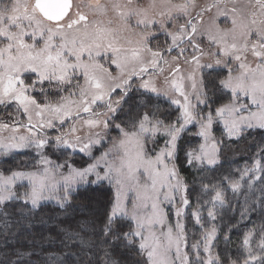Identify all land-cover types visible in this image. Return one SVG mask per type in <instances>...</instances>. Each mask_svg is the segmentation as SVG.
<instances>
[{
  "label": "snow or ice",
  "instance_id": "6c2138e0",
  "mask_svg": "<svg viewBox=\"0 0 264 264\" xmlns=\"http://www.w3.org/2000/svg\"><path fill=\"white\" fill-rule=\"evenodd\" d=\"M229 2L231 8L224 0H216L193 17L192 11L199 7L196 0L180 3L147 0L146 4L141 0H104L103 3L89 0L83 7L77 0H0V105L15 103L17 110L27 116V123L13 121V131L18 132L23 127L27 135H13L6 142L0 139V151L4 153L31 147L43 149L48 143L42 138L43 129L54 128V121L62 126L66 118L79 119L81 113L95 117L84 121L90 129H107L111 116L127 97L133 78H142L149 69L163 73L162 64L168 65V71L173 74L181 71V59L197 69L219 67L218 77L223 73L222 78H209L207 82L203 75L198 82L195 74L189 77L197 102L209 107L206 115L199 119L194 115V106L183 86L174 80L173 91L184 100L183 104L178 99L172 101L182 108L175 121L165 124L155 112H143L132 121L131 130L116 124L121 136L100 160L83 170L70 169L67 175L57 171L63 165H54L43 155L39 161L42 170H17L7 176L0 173V204L14 199L23 201L21 223L31 227L35 222L32 214L41 207L42 201L55 199L63 208L77 184L108 181L115 191L104 213L101 243L123 239L125 247H135L138 254L146 256L145 264H191L190 252L196 264H264V233L254 250V229L243 238L245 256L239 262L227 251L223 255L213 252L218 238L214 224L203 232L200 240L189 245L185 224L181 221L190 205L187 186L179 177L176 165L170 166L168 162L175 158L180 133L187 125L198 122L199 135L206 142L209 139L213 142L210 146L200 145L198 153L196 150L187 152V161L189 164L194 160L206 161L208 165L218 163L217 142L210 132L213 110L208 104L206 88L230 92L229 102L214 109L229 137L238 136L245 128L264 129V0H245L242 5L240 0ZM222 3L223 11L220 10ZM84 7L88 11H84ZM213 8L217 9V14L205 25L204 16ZM220 16L230 17V26L221 27ZM181 18L183 23H179ZM159 33L171 39L166 48L150 45ZM204 38L208 42L207 50L201 46ZM185 44L187 47L181 46ZM173 51L177 54L170 64L164 52ZM146 56L150 57L147 62ZM205 56L216 57L214 64L201 65ZM113 65L118 70L116 75L110 70ZM81 78L83 85L79 83ZM45 83L55 84L59 90L71 86L75 91L69 96L78 95L79 100L61 97L62 103L41 104L30 93H44ZM139 87L159 94L151 80H142ZM117 89L122 90V95L113 101L111 97ZM202 96L205 98L201 99ZM93 105L103 106L106 111L93 113ZM33 112L41 118L48 114L49 118L33 124ZM9 127L7 123H0V130ZM71 131L74 133L76 128L73 126ZM157 134L168 137L159 152L150 147V142L155 144ZM95 135L99 137L101 133ZM76 139L77 143H70L62 136L55 137L58 145L72 148L78 146L79 137ZM98 143L99 139L90 140L80 151ZM101 162L103 175L96 171ZM261 171L264 167L256 161L253 168L244 170L241 179L249 172ZM93 172L96 179L88 181L87 176ZM229 186L236 192L241 184L229 181ZM17 188H23V192L18 194ZM204 189L214 192L207 202L212 205L207 216L209 221H215L216 206L224 205V194L215 185L211 189L205 185ZM177 199L180 206L174 208L176 221L172 223L163 206L175 205ZM248 211L245 209L242 215ZM192 215L195 223L204 228L200 209ZM124 219L133 221L135 228L120 232L118 222ZM224 240L227 242L229 236L225 235ZM80 243L85 244L82 238ZM201 250L207 254L206 259L201 257Z\"/></svg>",
  "mask_w": 264,
  "mask_h": 264
},
{
  "label": "trees",
  "instance_id": "16d2710c",
  "mask_svg": "<svg viewBox=\"0 0 264 264\" xmlns=\"http://www.w3.org/2000/svg\"><path fill=\"white\" fill-rule=\"evenodd\" d=\"M124 99L125 111L120 116L121 122L134 118L135 112L138 111L160 113L172 119L177 116L179 109L176 105L165 103L164 100L158 102L160 99L157 100L144 92ZM140 100H143L144 107L138 108ZM156 103H159L158 107L155 106ZM181 139L177 168L187 183L192 206L188 209L193 211L195 203L211 192L205 191V185L209 189L214 185L222 187L225 203L223 206H216L217 219L212 221L218 229L213 252L223 255L227 251L232 259L239 262L245 256L242 243L245 234L250 229L257 230L258 235L264 233V176L257 184L258 194L262 199L258 203L254 202L256 203L253 206L254 222L252 220L251 223L250 219L244 220L242 215L247 205L241 207V201L235 200L228 183L239 175L246 164L251 163L255 155L264 152V129H244L237 137L223 139L218 152V163L212 166L189 164L184 156L189 142L186 136ZM32 156L21 152L1 160L0 165L24 168L27 167L26 161L33 160ZM108 191L107 186L99 189L97 186H89L87 189H81L71 194L69 202L63 208L55 203L45 202L38 210H34L32 219L35 222L31 227L21 223L20 209L24 207L23 201L14 199L5 202L0 207V262L3 264H145V257L138 254L135 247H125L126 241L123 239L101 243L104 213L110 203V191ZM250 199L254 201L255 197L249 196L245 200L246 204L248 201L253 202ZM98 205L101 208L99 211L93 208H97ZM190 210L185 216L186 228L187 232H191L189 234L195 242L201 230ZM83 214L88 215V218ZM118 227L120 232L133 229L128 219L118 222ZM225 235L229 236L227 242L224 240ZM81 238L85 242L84 246L80 243ZM200 255L203 256L202 253ZM194 262L193 260V264H196Z\"/></svg>",
  "mask_w": 264,
  "mask_h": 264
},
{
  "label": "rangeland",
  "instance_id": "374dc122",
  "mask_svg": "<svg viewBox=\"0 0 264 264\" xmlns=\"http://www.w3.org/2000/svg\"><path fill=\"white\" fill-rule=\"evenodd\" d=\"M77 2H79L81 4V6L83 7L84 5H86L89 2V0H77ZM101 2L103 3L104 0H101ZM141 2L146 4L147 0H141ZM174 2L180 3V2H182V0H174ZM215 2H216V0H196V4L199 7H197L195 10L192 11V16L195 17L197 12H199L201 8L206 7L208 5H211ZM244 2H245V0H240L241 5ZM224 3L227 4L228 8L232 7V4L229 2V0H224ZM83 10L88 11V9L86 7H84ZM220 10L221 11L224 10V4L223 3L220 6ZM216 14H217V9H215V8H213L210 13H207L204 16L205 25H207L209 18L212 16H216ZM183 22H184L183 18H181L179 20V23H183ZM218 23L220 24L221 27L230 26V17L226 18L224 16H220ZM133 39H134V37H133ZM170 43H171L170 37H166L163 33H159L155 39L150 41L151 46H160L161 48H166L168 46V44H170ZM181 46L187 47L186 44L181 45ZM201 46L204 47L206 50L208 49V42H207L206 38H204ZM214 50L215 49L213 48L212 51H214ZM176 54H177L176 51L171 52V54L164 52V57L171 64L172 63V57L176 56ZM215 58L216 57L205 56L201 60V65H204L207 63H213L214 64ZM145 59L147 62V60H149L150 57L146 56ZM179 63H180L181 71L178 74L170 73L168 71V65L162 64L161 66L165 69V71L163 73H161L159 71V69H157L155 71L149 69V71L147 73L143 74L142 78L134 77L133 80L131 81V88L128 90L127 97H131V96L135 97V96H137V93L144 92L148 95L153 96L157 100L160 99V101H158V102H161L162 100H164L165 103L176 105V107H178L179 109L177 111V116L172 118V119H168V118L162 116V114H160V113L156 114L159 117V119L164 121L165 124L170 123L172 121H175L176 118L178 116H180V114L182 112V108L180 107V105L172 102L173 100H177V99L180 100V104H183V102H184L183 97L180 96V94L178 92L173 91V81L174 80L177 84H181L183 86V91L185 92L186 95H188L190 103L194 106V115H197V117L199 119L200 116L206 115L208 113L209 107L205 106L204 104H200L197 102L196 94L192 88V80L189 79L190 75L195 74V79L197 80V82L199 81L201 75H203L205 77L206 82L209 78L219 79V78H222V75H223V73H221V76H219V77L217 76V73L221 71V69L219 67H215L214 69H208L205 67H201V68L197 69L194 64L184 63L183 59H181ZM110 70L112 71L113 75L117 74L118 70L116 69V67L114 65L111 66ZM142 80H151L152 84H154V86L158 90L159 94L152 92L150 89L146 90V89L139 87V85L142 83ZM79 83L81 85H83L84 81L82 78L79 80ZM44 88H45L44 93H39V92L30 93V94L35 95V98L41 104H44V103H51V104L62 103L63 101H61V97H69L70 100H76V101L79 100L78 95L69 96L70 92L75 91V89H73L71 86H64V90H59L55 86V84H53L52 86H49L47 83H45ZM205 91H207V93H208V104L211 107V109L213 110L212 115H213L214 119H213L212 127L210 129L211 137L214 138V140L217 142V149L219 152L221 141L223 139H230L232 137H229L227 135L225 126H224L222 120H220L219 118L216 117L214 109L221 107L222 105L229 102L230 92L228 90L217 91L216 89H211V88H206ZM121 95H122V90L117 89V91L112 95L111 99L113 101H115L117 99H120ZM204 98L205 97H203V96L201 97V99H204ZM125 102L126 101L124 99L122 101V103L118 106V111L115 113V115L111 116L109 127L107 129H102V128L90 129L87 125L84 124V121L89 119V118H95V117L90 116L87 113H81L79 119L66 118V121L63 123L62 126H61L59 121H54V124H55L54 128L43 129L42 138H46L48 141L47 145L43 149L37 150L35 147H31V148L20 149V150H12L8 153H4L3 151H0V161L7 158V157L9 158L12 155L18 154L21 152L22 153L25 152L26 155L27 154L33 155L32 161H26L27 167H24V168H12L11 167L10 168L8 165H5V166L0 165V173L7 176V175H10L12 171H17V170H26V171L37 170V169L42 170V166L39 164V161L41 159V155H43V157L52 161V163L54 165H63L64 167L58 168L57 171L60 173H63L64 175H67L70 169L83 170L85 168H88L90 165L96 164L97 161L100 160L102 154L105 153L106 151H108L112 147L113 141L120 138V136H121L120 131L115 128V125L120 124L122 128H124L126 130H131L132 121L138 117V114H140L139 113L140 111L135 112L134 118H130L125 122H121L120 116H122L123 111H125ZM155 106L158 107L159 103H156ZM141 107H144L143 100L139 101L138 108H141ZM92 109H93V113L106 111V109L103 106H98V105H93ZM172 110H173V108L170 109L169 111L172 112ZM73 112L75 115V108L73 109ZM48 118H49L48 114H45L44 117L41 118V117H37L35 115V112L32 113L33 124L43 123ZM100 119H104V117H100ZM14 120L20 121L22 124L27 123V116L25 114H23L22 111L17 110V105L15 103L11 104L10 106L0 105V123H7L10 126L8 129L0 130V139H3L5 142L10 137H12L13 135H15V136L27 135V130L23 127H20L18 132L13 131V121ZM73 126L76 128V131L74 133L71 131V128ZM246 129H249V128H245V130ZM250 129H254V128H250ZM200 130H201L200 124L198 122H193L192 124H189L185 127V129L180 133V136L177 140V148H176L175 158H174V160L168 161L170 166H171V164L174 163L176 165V168H177V157H178V152H179V148H180V142L182 140L181 138L186 136L187 142H189L188 145L186 146V152H185L184 156H186L187 152L192 151V150H196L198 153L199 149H200V145H202V144L207 143L209 146L212 144V142H213L212 139H209L206 142L204 137L199 135ZM96 132H100L101 135L99 137H97L95 135ZM57 136H62L64 139H67L70 143H77L76 138L79 137L78 146L75 148H72V147L65 146L63 144L58 145L55 141V137H57ZM233 137H237V136H233ZM95 139H99L100 143L91 144V146L88 150L83 151V152L80 151V147L83 146V144H87V143H89L90 140H95ZM167 139H168V137L166 135L157 134V136L155 138V144H151V142H150V147H152L155 150V152H159L160 149L165 147V142ZM218 152H217V157H218ZM109 159H111V157H109ZM186 159H187V157H186ZM256 161H260L261 166L264 167V152L260 153L258 155H255L253 160L251 161V163L246 164V166L242 169V171L239 173V175L236 176L232 180V181H239L240 182L241 187L238 191L233 192L229 186V183H228V187L234 193L235 200L241 201L240 202L241 207H244L245 205H247L246 208L249 209V211L246 214H244V220L248 221V219H250L251 220L250 223L252 222V220L254 222L253 206L256 205V203H258L262 199L261 195L258 194L259 186L257 184L263 178L264 171L249 172L248 175L243 177V179H241V174L244 172V170L246 168H253ZM192 163H196L199 165L204 164L207 166H212V165H208L206 161L204 163H201L199 161L194 160ZM96 171L100 172L101 175H103V172H104L103 162H101L98 165ZM177 171H178V168H177ZM178 173H179V171H178ZM256 176H259L261 178L258 180L254 179V177H256ZM179 177L184 182V184L187 186V183L185 182L184 177L180 173H179ZM95 179H96L95 172L90 173L87 176L88 181H94ZM18 183H20V182H18ZM24 183L26 184V182H24ZM89 186H97L98 189L101 187L107 186L108 190L110 191L109 198L111 201L115 189H114L113 185L108 183V181H103V182L96 183V184H93V183L77 184L75 186V189L70 192V196L72 193L78 192L84 188L87 189ZM217 188H218V190L222 191L221 186H217ZM16 191L18 192V194H20L23 192V188H17ZM186 195H187L188 200L190 201L189 196H188V190H187ZM252 195H253V197H255L254 201L252 199H250L253 202L251 203V201H248V203L246 204L245 200L247 198H249V196H252ZM177 196H179V194H177ZM212 196H214V192H212V191L208 194H205L198 201V203H195L196 205H195V208L193 211H192V209L191 210L188 209V208L192 207L191 201H190V205L185 209V214H184V216L181 217V221L185 224V232H186L187 237H188V243H190V242L194 243V242L192 241V237L189 234L191 232H187V228H186L185 216H186L187 212L189 210H190V212H194L198 208L200 209V214L202 217V223L204 224V228H201L198 225L199 229L201 230L200 234L198 233L199 234L198 240H200L203 232L208 230L209 228H211L210 226L213 225L212 221H209V218L207 216V212H208L209 208L212 207V205L207 203V202L212 198ZM45 202H51V203L57 204L55 199L42 201L41 204H43ZM254 202H256V203H254ZM1 205L2 204H0V207H1ZM178 206H180L179 205V199H177L175 205H167L166 204L163 206L165 211L168 213L169 221L172 223H175V221H176V217L174 215V208L178 207ZM99 207L100 206L98 205L97 208L96 207H93V208H95L99 211L101 209ZM254 210H255V208H254ZM83 216H85V214H83ZM205 216H207V218H205ZM85 217L88 218V215H86ZM130 223L132 225V228H135V223L131 220H130ZM260 238H261V234L258 235L257 230H255L254 231V237L252 240V247L254 250H256V244L259 242ZM137 241H138V238H137ZM192 243H190V244H192ZM243 252L245 255L244 248H243ZM201 253L203 254V256L201 255V257L206 259L207 254L204 253L202 250H201ZM189 255L191 258V263L193 264V260L195 261V257L193 256V254L191 252L189 253ZM144 257L146 259V256H144ZM194 263H196V262H194Z\"/></svg>",
  "mask_w": 264,
  "mask_h": 264
}]
</instances>
